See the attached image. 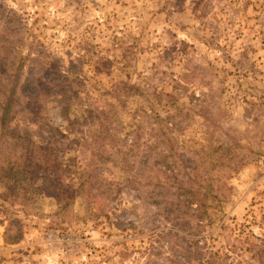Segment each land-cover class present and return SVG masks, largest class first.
Listing matches in <instances>:
<instances>
[{
  "label": "trees",
  "instance_id": "16d2710c",
  "mask_svg": "<svg viewBox=\"0 0 264 264\" xmlns=\"http://www.w3.org/2000/svg\"><path fill=\"white\" fill-rule=\"evenodd\" d=\"M240 1L194 0L192 14L199 22L200 30L211 36V46L219 50L224 59L233 60L238 76L259 75L263 71L251 62L248 48L240 49L237 59L230 53L229 36L237 32L236 25H245L247 18L240 14L252 4V0H245L244 9L240 11L235 7ZM185 3L186 0H164L161 10L174 13L182 10ZM259 3L255 7L259 14L255 17L259 19V33L264 36V0ZM0 18L3 21L0 29V51H3L0 54L10 51L17 58L0 63L1 183L10 179L1 170L8 142L6 131L14 117L15 103L23 98L25 109H32L40 105L44 96H57L65 110L67 131L73 133L81 129L79 141L89 155L79 164L76 159L64 163L47 145L54 138L51 132L54 127L48 129L49 123L40 126L43 129L37 141L31 135L18 137L29 140L22 152L27 165L21 167L20 172L46 180L48 183L38 188L59 192L63 210L80 198L88 214L97 221L107 214L109 208L115 210V199L128 196L133 211L141 209L142 212L138 217L125 218L131 230L147 235L148 245L142 251L146 256L145 264H264L262 198L257 202L254 199L242 221L224 210L234 195V186L224 179L221 168L228 167L232 173L240 172L251 162L250 154L254 151L246 153L234 129L225 127L229 114L226 105L220 102L225 87L222 81L221 86L214 83V78L218 77L216 67L211 65L213 70L206 72L204 67H191L190 60L183 59V71L170 83L173 92L165 93L168 97L165 108L160 111L151 104L132 108L127 121L122 112L116 111L118 106L113 101H103L99 105L88 88H83L88 100L85 114L71 118V103L67 100L73 98L69 93L74 91L71 81L61 79V60L43 54L33 43L23 55L21 48L27 44L17 43L7 36L15 28L13 21L19 18L22 23L24 18L3 3H0ZM224 36L226 41L222 44ZM26 66L28 72L24 76ZM101 70L97 65L94 67L95 72ZM150 78L145 77V90L144 83L115 84L110 95L119 96L120 102L121 89L129 96H142L152 87L148 81ZM195 84L201 86L200 93L191 89L190 86ZM250 95L253 99L248 103L254 110L253 120L257 123L264 118V95ZM183 96L188 101L182 100ZM195 122L205 141L201 143L202 151L196 144H189L186 138L187 130ZM92 127H96V131L88 134V128ZM9 168L10 172L15 171V162ZM100 199H103L102 204ZM124 202L121 200L115 204L121 207ZM4 221H8L5 241L19 242L24 236L22 219L6 213L1 219ZM252 221L260 229V234L254 231Z\"/></svg>",
  "mask_w": 264,
  "mask_h": 264
},
{
  "label": "rangeland",
  "instance_id": "374dc122",
  "mask_svg": "<svg viewBox=\"0 0 264 264\" xmlns=\"http://www.w3.org/2000/svg\"><path fill=\"white\" fill-rule=\"evenodd\" d=\"M259 1L252 0L247 11L240 14L247 18L246 26L236 25L237 32L229 36L232 57L237 59V52L246 47L250 50L251 62L263 71L248 76H238L233 60L224 59L220 51L211 46V36L200 30L192 14L194 0H186L183 9L174 13L161 10L164 0H0V3L24 18L23 24L19 18L13 21L15 28L7 36L17 43L27 44L21 48L23 55L33 43L43 54L61 60V79L71 81L74 91L69 93L73 98L67 100L71 103V118L85 114L88 100L83 88H88L99 105L113 101L118 106L116 111L122 112L127 121L132 108L147 104L160 111L165 108L168 101L165 93L173 92L170 83L183 71V59H189L191 67H204L206 72L213 70L211 65L216 67L218 77L214 78V83L221 86L222 81L225 87L220 101L229 114L225 127L234 129L246 153L254 151L250 154L251 162L240 172L232 173L228 167L220 170L224 179L234 186V195L224 210L242 221L254 199L257 202L262 198L260 205L264 204V118L256 123L254 110L248 103L253 99L250 93L264 95V36L259 33V19L255 17L259 14L255 10ZM244 6L245 0H241L235 7L243 11ZM2 25L0 18V29ZM225 41L224 36L220 43ZM7 52L0 54V63L17 59ZM96 65L101 72L94 71ZM26 67L24 76L28 72ZM146 76L151 77L148 81L152 87L144 95L129 96L121 89L122 102L118 101L119 96L110 95L115 84L142 85ZM142 87L146 89L145 83ZM190 87L196 93L201 92L197 84ZM77 91L79 94H75ZM181 99L188 101L184 96ZM25 107L23 98L15 103L14 117L6 131L8 142L1 173L10 179L7 183L0 182V264H145L146 256L142 251L148 245L147 235L131 230L125 218L138 217L142 212L141 209L135 210L137 213L133 211L128 196L115 199V203L125 202L121 207L114 203L115 210L109 208L106 215L95 221L84 207L83 199L77 198L63 210L59 192L38 188L47 184L46 180L20 172V168L27 165L22 152L29 140L23 141L18 136L31 135L37 141L44 123H49L48 129L54 127L51 130L54 138L47 145L64 163L76 159L79 164L89 155L79 141L81 129L73 133L67 131L65 110L57 96H44L37 108ZM26 119L32 123H27ZM95 128H88L87 133H94ZM200 134L195 122L187 130L186 138L202 151L201 143L205 141ZM13 162L17 168L10 172ZM99 202L102 204L103 199ZM256 207L259 215V203ZM6 213L18 215L23 221L24 236L17 243L5 241L8 221L3 223L1 219ZM252 227L256 233H261L257 226Z\"/></svg>",
  "mask_w": 264,
  "mask_h": 264
}]
</instances>
